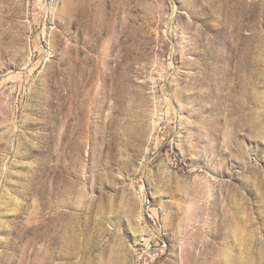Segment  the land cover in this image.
<instances>
[{
  "label": "rangeland",
  "instance_id": "obj_1",
  "mask_svg": "<svg viewBox=\"0 0 264 264\" xmlns=\"http://www.w3.org/2000/svg\"><path fill=\"white\" fill-rule=\"evenodd\" d=\"M0 264H264V0H0Z\"/></svg>",
  "mask_w": 264,
  "mask_h": 264
},
{
  "label": "bare ground",
  "instance_id": "obj_2",
  "mask_svg": "<svg viewBox=\"0 0 264 264\" xmlns=\"http://www.w3.org/2000/svg\"><path fill=\"white\" fill-rule=\"evenodd\" d=\"M81 82H82V83L79 84L80 87L84 86V85H83V84H84V80H83V79L81 80ZM80 97H81V95L78 96V97L76 96V97L74 98V101H72V105H73V106H75L76 104H78V101H79ZM74 137H75V136H74Z\"/></svg>",
  "mask_w": 264,
  "mask_h": 264
}]
</instances>
